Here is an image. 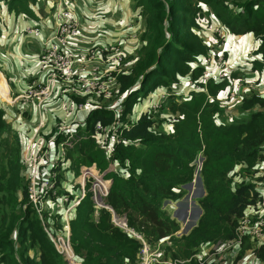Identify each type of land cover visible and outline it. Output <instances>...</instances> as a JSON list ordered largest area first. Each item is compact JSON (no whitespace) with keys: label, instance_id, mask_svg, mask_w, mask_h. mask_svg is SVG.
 Returning <instances> with one entry per match:
<instances>
[{"label":"trees","instance_id":"trees-1","mask_svg":"<svg viewBox=\"0 0 264 264\" xmlns=\"http://www.w3.org/2000/svg\"><path fill=\"white\" fill-rule=\"evenodd\" d=\"M39 1L0 0V5L34 19L32 28L49 35L52 25L43 24L49 17L39 20L42 16L35 12ZM72 8L78 18L73 4ZM132 9L138 11L141 21L139 45L131 51L136 52L131 57L133 64L114 73V94L120 97L122 106L118 118L130 121L127 114L132 111L137 92L144 88L149 92L146 97L158 90L169 93L163 101L166 105L161 106L169 115L158 119L159 110L155 114L141 112L123 130L126 141L113 144L108 154L96 143L94 126L97 122L110 125L115 118L113 109L91 110L86 125L75 129L71 145L65 147L63 168L61 163L55 168L56 185L61 179L68 182L70 177L78 176L82 166L92 165L111 183L104 200L108 208L95 205L88 186L85 196L72 208L67 222L68 240L77 262L70 263L56 250L51 238L58 233L66 237L63 213L50 206L42 220L29 201L27 177L21 171L24 159L20 134L10 128L3 108L6 104L0 101V146L6 145L0 159V264H136L140 242L113 222V213L149 242L169 236L176 247L174 251L170 247V258L182 259L180 264H215L199 263L193 257L198 247L235 239L239 220L262 204L263 192L248 177L258 171L256 163L264 165V91H256L259 82L248 72L264 68V0H133ZM209 15L223 30L235 35L251 33L258 39L251 50L258 59H252L248 72L233 67L221 80L202 79L200 59L212 49L223 48L219 39L209 46L199 38L198 19ZM126 33L132 34L131 27ZM213 35L217 38L214 31ZM101 44L84 46L79 51ZM182 77H189L202 90L189 85L191 91L186 95L178 93ZM234 78L242 83L238 96H244L237 110L249 116L218 121L227 117L226 107H221L216 96L227 85H234ZM165 121L171 125L168 132L159 129ZM198 154L202 156L199 174L205 191L198 199L202 212L189 233L177 238L173 234L179 225L161 210V203L181 197L179 186L193 179ZM112 161H118L121 172L108 170ZM62 193L71 202L75 190ZM241 244L236 260L247 251L264 262V242L256 245L246 237Z\"/></svg>","mask_w":264,"mask_h":264},{"label":"built area","instance_id":"built-area-1","mask_svg":"<svg viewBox=\"0 0 264 264\" xmlns=\"http://www.w3.org/2000/svg\"><path fill=\"white\" fill-rule=\"evenodd\" d=\"M54 2L51 14V33L49 35H41L38 28H28V30L40 39L42 49L36 61L38 67L44 73L45 81L47 78L52 80V85L56 82L52 88L58 87V107H60L65 118L53 123L50 132L45 133L46 122L43 116H41L43 102L42 104L35 102L38 108V119L32 126L31 133H28L29 129L26 132V135L27 133L28 135H25L24 138L23 159L29 165V174L32 173L27 187L28 198L35 207L40 219H44L43 212L48 207L51 206L52 208L54 206L57 210L62 211L64 220H68L72 208L85 196L87 186V190L92 193L91 197L95 205L107 208L104 200L110 186V180L104 178V173H100L93 165L82 166L78 178L73 183L70 180L67 182L61 179L59 186L56 185L55 168L63 162L66 152L65 147L71 145L75 136V129L77 128L73 116L78 115V113L84 110L90 112L91 110L103 107L114 110L115 118L110 125L102 126L97 122L94 126L96 143L108 154L113 144L126 141L122 135L123 130L127 129L130 123L137 119L138 115L134 120L130 118V121H122L118 118L122 110L121 103L116 106L109 104L99 107L90 104L86 100L78 101L75 99L80 96H89L90 98L92 95L103 98L111 97L112 92L114 93V73L122 70L120 67L124 59L121 51L122 47L115 43L106 42L98 47H91L81 52L79 50L71 52L69 43L71 39L77 36L80 21L73 11L71 0H54ZM213 31L217 34V38L213 35V38H216V42L219 39L223 43V29L217 25ZM209 44L212 45L214 43L211 40ZM223 52L222 47L220 49H212L205 58L200 59V64L204 68L203 80L209 78L221 80L226 74L230 73V67L233 70L231 66L233 65V61H228L230 67L225 65L227 59H225ZM71 58H73L72 61ZM241 86L242 83L236 81L224 98L227 99L234 95L230 93L231 88L234 87L239 91ZM196 90L202 89L196 88ZM168 95L169 93L165 91L155 94L158 100L149 108L148 112L152 111L154 113ZM28 97L29 99L35 98L32 93ZM23 98L28 100L24 96ZM74 112L76 114H72ZM58 137H62L63 140L58 141ZM38 152L44 155H38ZM63 164L61 163L62 168ZM67 184L70 186V189L66 187ZM64 190H68L69 193H73V190H75L74 198L71 202L68 201V195L62 193ZM44 198L45 201L43 202ZM256 211H260L261 214H256ZM256 211H250L251 215H245L239 220L236 228V238L225 245L223 244L222 247L224 249L239 248L244 237L259 240L264 239V200L260 210ZM256 216L258 217L257 219H255ZM112 220L140 242L136 255V264H180L183 262L180 259L165 258V252L160 244L165 241L167 244H170L169 237L160 239L155 244H149L142 234L128 228L125 220H120V218H112ZM252 220L254 221L252 222ZM47 228L45 226V229ZM64 229L66 230V237L58 233L56 237L51 238L54 241L56 250L63 254L70 263H76L77 261L68 240L69 227L67 221L64 224ZM206 254H203V256L197 254V259L201 262L213 259H209L210 255H207V259H205Z\"/></svg>","mask_w":264,"mask_h":264},{"label":"rangeland","instance_id":"rangeland-1","mask_svg":"<svg viewBox=\"0 0 264 264\" xmlns=\"http://www.w3.org/2000/svg\"><path fill=\"white\" fill-rule=\"evenodd\" d=\"M38 4L40 6L36 7L35 10L38 11V13L42 16V19L39 17V20H44L47 17H49V19H47L45 21V23H43V24L51 26L52 22L50 19L52 17L51 16L52 9L50 7L48 0H40L38 2ZM72 4H73L75 11L78 14L80 24H82L81 30L83 31V36L85 38L90 39V37H91L94 41H96L97 43H100V44L103 42H108V39L112 38L110 30H108V24H109L110 26L114 25V27H116V30L118 32V34H115L114 36H118L119 38L116 39L113 43H115L116 45H120V43H122L123 45H129V46L133 47V49L135 48L136 43L132 42V40H131L132 38L130 37V35L128 33H126V31H125V34L121 33V29H120V26L121 27L125 26L126 21L128 20L129 17H131V13L133 11V9L128 6V8H126V10H125V13H123L124 12V9L122 8L123 0H72ZM110 4H115L116 8ZM40 23H42V21ZM198 23H199V28L197 29V32H199L198 35H199V38L201 39V42L205 45L207 43L209 46L211 45V44H209V42L211 40L213 41V43H215L216 38H213V30L219 24V22L212 15H209V16H203V17L199 18ZM180 30L184 31L185 29L180 28ZM223 31H224L225 41L223 42L222 46H223L224 54L227 58L225 65L229 66L228 61L229 62L234 61L233 65H231L232 67H234L236 70L248 72V70L250 69V66L252 64V59H258L257 56H255L251 53V50L253 49L252 47L257 45L258 39L255 38L253 36V34H251V33H246V34H242V35H235V34L230 33L227 29H225ZM35 37L32 38L31 35L23 36L20 40L21 46L25 45L28 40L34 43L33 39H35L37 44L39 45L40 39L38 37H36V38ZM4 42H7L10 47L15 49V45L17 44V36L10 37L8 40H6ZM123 45H120V46L123 47ZM138 45L139 44H136V46H138ZM132 50H130L129 52H125L122 48L121 51L123 53L124 59L120 64L121 69H124L128 66L130 67L133 64V59H131V57L135 56L136 52L134 51V53L132 54L131 53ZM207 51H209V48H207ZM40 52H41V49L37 53L29 54V55H27V57H22V59L20 58L22 61H19L16 64V70L11 71V72L9 71L8 74H9L10 85L13 86L18 92L23 91V88L25 86V78L29 75L35 74V71L37 70V67H38L36 60H37L38 54ZM130 54H132V55H130ZM203 55L204 54L200 55V57H202ZM72 59L73 58H71V61H72ZM0 68H2L1 64H0ZM231 70L232 69L230 67V71ZM248 73H249L250 77L253 78L254 81L256 79V82H259L258 83L259 85H258V88L256 89V91L263 92L264 91V68L261 71L255 70L253 72H248ZM236 80H237V78H234V82ZM191 81H192V79L190 80L189 77L180 78V88L176 89V90H178V93L185 92L184 95H186L188 93V91H191V89H189V85L192 87H195V85L193 83H191ZM254 81L251 83H256ZM45 83H46V85H44ZM52 83H53L52 80H50L48 78L45 81V76H44V80H43L42 84L38 85V87L34 86L26 94L23 95L26 99H29L28 95L30 93H32V95L35 96V98H33L34 102L32 103V106L34 107L35 112L30 111L29 120L31 122L32 121L36 122L38 119V108H37V105L35 104V102H37V104H42V102H43V105L41 108V116H43V118H44V112H45V104L48 101L52 100L53 102L51 104H53L54 101L57 102V104H59V98L57 95L59 92L58 87H55L53 89L52 87L55 86L56 82L54 83V85H52ZM52 89H53V91H52ZM229 89H230V85H227V87L225 88L224 91L221 90V93H220L221 95L218 96V98L221 102L220 103L221 107L222 106L224 108L226 107V111H225L224 116L227 117L228 119L227 118H221V119L218 118V121L219 120L227 121V120H230L232 118L239 119V120L246 119L249 116V113L248 112L239 113L237 110V103L239 102V99L244 97L242 95L238 96V93H242V92L237 93V89L233 87V88H231L230 93L234 94V95L232 97L225 99L224 97L228 93ZM40 90H41V92H40ZM113 90H114V88H113ZM243 91H245L243 93H247L246 89H244ZM145 93H146L145 88L140 89L137 92L136 98L133 102L132 111L129 114H127V118L128 117L133 118L135 116V114L139 112L142 105L146 103V101L150 95L148 97H146L149 92L146 94ZM0 94L4 97L6 95L5 89L0 88ZM1 95H0V101H2ZM119 98L112 92L111 97H104L103 98V97H99L96 95H92L90 98L82 99L81 101L86 100L90 104H93V105L99 106V107H103V106H107L108 104L113 105L115 103L117 105H119V103H120ZM177 98H179V97H177ZM4 99H6V98H4ZM8 100H10V99H8ZM20 105L24 106L23 104H20ZM165 105L166 104L163 105V103L161 104V106H163V107ZM161 106L158 108L159 113H160L159 117H157L158 119L163 118V117H167L169 115L166 110H163L161 108ZM3 108L5 110H8V108L6 109V106H3ZM8 112L9 111H7V113ZM87 112L88 111H85L83 113L80 112V113H78V115L80 116V115L85 114ZM150 112L152 113V111H150ZM157 112L158 111H156V113ZM72 114H76V112H74ZM78 115L73 116L74 122L77 120ZM55 117H57L56 121L60 120L57 115H55ZM6 119L9 123L10 128L13 130H16L19 134L21 133V130L19 129V126L16 124L17 119L20 122V124H23L21 127L23 134L26 135V132L28 131V129L30 130L28 133H31L32 127L31 126H30V128L26 127L27 123H24L23 117L20 113H18V114L14 113L11 115L8 114V116L6 115ZM46 119H47V117H46ZM61 119H63V118H61ZM45 122H46V120H45ZM77 127H79V125H77ZM159 129L162 131L168 132L171 130V125L165 121L159 127ZM28 133H27V135H28ZM10 135H11V133H9V138L11 139L12 135L11 136ZM25 135L23 138H25ZM20 138H21V134H20ZM4 145L0 146V159L3 157L2 155H4V151H5ZM38 155H44V154L38 152ZM22 163L24 165V168L21 169V171L27 177L26 185L28 187L30 180H31V177H32V173L29 174V170H30L29 165L24 160ZM201 163H202V160H200V154H198L196 157V160H195L194 174L199 169ZM41 167L43 168V166H41ZM255 167L258 168V171L255 172L253 176L248 177V178H249V180L253 181L254 185L257 187V189L260 192H264V165H262L260 163H256ZM234 170H235L236 174H238L237 172L239 169L235 168ZM234 177H236L235 178L236 180L237 179L239 180L238 176H234ZM239 177H241V176H239ZM28 178H29V181H28ZM77 178H78V176L70 177L69 180L71 183H73ZM193 185L195 186V188H193ZM67 187L70 189V186L67 185ZM179 188L182 192V195L179 199L174 200V201L166 200V201L161 203V210L167 211V213L179 225V229L173 234L174 237H177V238H180L182 235L188 234L189 231L197 224L198 218L200 216V215H198V211H197L198 199L200 197H202L204 194L203 193L202 195H200L201 186L197 182L193 183L190 188H183L181 186H179ZM27 190H28V188H27ZM187 194H189V197L186 199L185 197ZM45 198H47V197H45ZM45 198L43 199V202L45 201ZM176 201H178V202H176ZM170 203L175 204L176 208L173 212H175L176 215H177V212H179L178 215L181 216V218L179 220H177L175 218V216H173V212L171 213ZM102 206H103V203H102ZM105 206H106V204H105ZM190 208H191V214H190L188 220L183 221L182 220L183 215L186 213V216H185V219H186V217L189 214ZM256 214L259 215L261 213H260V211H256ZM195 216H197V217L195 218ZM194 218H195L194 224L191 225V227L185 233H179L182 229L183 222H185V225H184V227H185L187 225V222L191 219L193 220ZM257 218L258 217L256 216L255 219H257ZM122 219H124V218H120V220H122ZM254 220H252V222ZM66 221L68 222L67 219L64 222L66 223ZM117 222L119 223V221H117ZM166 237H169V236H166ZM166 237H163L161 239H164ZM145 240H146V238H145ZM158 240H160V239H158ZM244 240H245V237H244ZM249 240H250V242L256 241V243H257L256 245H258V243L264 242V239L259 240L256 238H249ZM146 241L149 244H155L157 242V241L149 242L148 240H146ZM258 241H260V242H258ZM227 242H229V241H217L216 243H211V242L203 243L198 247V249H197L196 253L193 255V257H195L197 259V254L203 256V254L207 253L204 258L207 259V255H210L209 259L213 258L210 261H214L215 264H264V262L260 261L259 258H257L252 253H248L247 251L240 259L236 260L238 248L232 247V248L224 249L222 247V245L223 244L225 245ZM242 242H243V240H242ZM160 245H161V248L165 252V258H170L169 253L171 252V250L174 251L176 249V247L174 245V241H172V240H170V244H167L165 241V242L161 243ZM216 245H218V246H216ZM241 246L243 247L242 244H241ZM170 247H171V250H170ZM175 259H180V258H175ZM180 260H182V259H180ZM197 261L199 263H202L198 259H197Z\"/></svg>","mask_w":264,"mask_h":264},{"label":"crops","instance_id":"crops-1","mask_svg":"<svg viewBox=\"0 0 264 264\" xmlns=\"http://www.w3.org/2000/svg\"><path fill=\"white\" fill-rule=\"evenodd\" d=\"M48 2L51 5L53 3V0H48ZM132 4H133V0H125V1L123 0V6H122V8L124 9L123 13H125V10H126V8H128V6L132 8ZM110 5H112L116 8L115 4H110ZM35 12L40 16L38 11H35ZM33 25H35L34 19H30L28 17H25L22 14L16 15L14 12L7 10L6 6L3 3L0 5V64L2 67V68H0V88L5 89V91H6V95L4 97L1 94L0 95L2 96V101H4V103L6 104V109L8 108V110H6V112H5L6 115L8 116V114L11 115L14 113H16V114L20 113L23 117L24 123H27V125H26L27 128H30V126L32 127L36 123L35 121L31 122L29 120L30 111L35 112V109L32 106V103L34 102L33 98L25 100L23 98V95L26 94L34 86L38 87V85L42 84V82L44 80V73L41 71V69L39 67H37V70L35 71L34 75H29L25 78V86L23 88V91H21V92H18L13 86L10 85L8 73H9V71L11 72V71L16 70V64L19 61H22L21 60L22 57H27V55H29V54L37 53L39 51V49L41 48V42L39 41L40 44L38 45L35 39H33L34 43L28 40L25 45L21 46L20 40L23 36L31 35L32 38L35 37L33 35V33L28 30V28H32ZM81 25L82 24H80L79 32H78L77 36L75 38L71 39V41L69 43V49L71 52H77V50H79L81 47H84V46H92V45L97 44V42L94 41L91 37H90V39H87L83 36V31L81 30ZM140 25H141V21H140L139 15H138V11L134 10L131 13V17H129L128 20L126 21L125 26L124 27L120 26L121 33L125 34V31H127V29L129 27H131V29H132V34L130 35V37L132 38L131 40H132V42L139 44L138 32L140 30ZM108 30H110L111 37H112L111 39H108V41L113 43L116 39L119 38L118 36H114L115 34H118V32L116 30V27H114V25L110 26L109 24H108ZM14 36H17V44L15 45V49L10 47L7 42H4V41L8 40L10 37H14ZM254 47H256V45ZM254 47H252V48H254ZM122 48L125 52H128V50L133 49V47H131L129 45H124V47H122ZM261 70H258V71H261ZM160 92H163V90L155 91L154 93H152L150 95V97L147 99L146 103L142 105L139 112L135 114V116L133 117V120L141 112L150 110L149 108L158 100L157 97L155 96V94L160 93ZM220 93H221V91L216 96L217 100H219L218 96L221 95ZM4 98H6V99H4ZM80 98L87 99V98H89V96H80ZM8 99H10V100H8ZM52 102L53 101L51 100L45 104V112H44V119L46 120L45 133L50 132L53 123L56 122L57 117H55V115H57L59 117V119L65 118L63 115V112L58 107L57 102L54 101V103L51 104ZM20 104H23L24 106H22ZM116 105L117 104L115 103L114 106H116ZM112 108H115V107H112ZM7 111H9V112L7 113ZM85 111L86 110L82 111L81 113H83ZM156 111H158V109ZM156 111L154 112V114L156 113ZM88 114H89V112L78 116L76 123H75V126L79 125V127H84L86 125V119H87ZM46 117H47V119H46ZM16 124L19 126V129L21 130V133H20L21 134V142H22L21 155H23V145H24L23 144L24 143L23 137H24V134H23V131L21 129L23 124H20L18 119L16 121ZM200 157H201V155H200ZM108 170H112L115 172H119V171L121 172L122 168L120 167L118 161H112L109 164ZM194 183H196V182H194ZM193 188H195L194 185H193ZM204 194H205V191H204ZM263 196H264V192H263ZM169 201H171V200H169ZM162 202H164V201H162ZM170 205H171L170 208H171V213H172L175 210L176 206L173 203H170ZM257 207H258V210H260L261 204L257 205ZM250 210H253V209H250ZM190 214H191V208H190L189 214L185 220H188ZM184 225H185V222H183L182 228L184 227Z\"/></svg>","mask_w":264,"mask_h":264},{"label":"water","instance_id":"water-1","mask_svg":"<svg viewBox=\"0 0 264 264\" xmlns=\"http://www.w3.org/2000/svg\"><path fill=\"white\" fill-rule=\"evenodd\" d=\"M201 159H202V156L200 157V160H201ZM194 182H197V183L200 184V186H201V192H200V195H202V194L204 193V188H203V184H202L201 177H200V174H199V169L195 172L193 179L190 180V181H187V182H185V183H183V184H181V187H183V188H190L191 185H192ZM110 183H111V180H110ZM108 190H109V189H108ZM188 197H189V194H187L185 198L187 199ZM166 200H168V199H165L164 201H166ZM176 202H178V201H176ZM106 206H107V205H106ZM107 207H108V206H107ZM197 211H198V215H200L201 212H202V209L200 208L199 205H197ZM178 213H179V212H177V215L175 214V212L173 213V216H175V218H176L177 220H179V219L181 218V216L178 215ZM198 215H197V216H198ZM185 216H186V213H185V214L183 215V217H182V220H183V221L185 220ZM197 216H195V218H196ZM113 218H114V219H118V216H117L115 213H113ZM195 218H194L193 220H192V219L189 220V221L187 222V225H186L185 227H183L179 233H185V232L191 227V225L194 224V222H195ZM124 220H125V219H124Z\"/></svg>","mask_w":264,"mask_h":264}]
</instances>
